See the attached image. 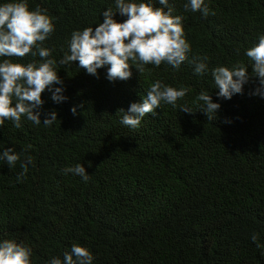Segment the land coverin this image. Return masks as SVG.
<instances>
[{"label":"trees","instance_id":"16d2710c","mask_svg":"<svg viewBox=\"0 0 264 264\" xmlns=\"http://www.w3.org/2000/svg\"><path fill=\"white\" fill-rule=\"evenodd\" d=\"M186 2L169 0L174 15L184 17L190 58L206 56L209 71L197 77L187 62L179 70L146 65L141 74L133 68L127 81L110 82L107 67L93 76L78 62L59 60L71 33L103 23L115 0H28L30 10L53 18L44 46L53 50L67 97L56 104L42 94L41 121L57 113L51 127L25 118L20 128L10 121L0 127V153L12 148L34 162L18 182L19 164L0 161V240L30 247L32 264L63 260L72 244L87 248L93 264H264V247L251 240L258 234L264 245V98L253 94L255 77L242 94L218 98L211 76L213 68L237 63L251 76L245 50L264 35V0H205L207 17L185 12ZM156 80L189 91L176 107L162 103L138 128L122 125L118 110L141 102ZM202 90L221 105L211 121L195 102ZM185 105L194 114L181 112ZM77 163L87 182L64 173Z\"/></svg>","mask_w":264,"mask_h":264},{"label":"clouds","instance_id":"9594fccd","mask_svg":"<svg viewBox=\"0 0 264 264\" xmlns=\"http://www.w3.org/2000/svg\"><path fill=\"white\" fill-rule=\"evenodd\" d=\"M161 7L137 0H115V10L107 8L103 15V23L87 27L71 33L67 41L68 50L63 52L59 65L69 66L78 62V66L88 74L96 76L97 70L107 67L106 78L110 82L127 81L132 77V69L139 74L145 71L146 65L159 68L167 64L175 70L187 62L193 68V75L203 77L208 71L206 56H192L191 45L185 38L183 29L184 17L174 15L175 8L169 0H158ZM185 12H199L204 17L210 14L205 0H187L183 5ZM119 13L127 17L118 23L114 16ZM55 31L53 18L45 10L37 7L30 10L28 0H7L0 3V127L10 121L16 128L21 127L22 118L39 126L51 127L58 119L55 111L44 115L41 112L44 100L42 94L51 93V100L60 104L67 100L63 94V81L56 71L57 61L51 59L52 49L44 46ZM39 57L26 64L13 62L12 58ZM245 56L251 61V76L248 67L237 63L231 69L217 66L211 70L218 98L230 100L234 95L242 94L244 85L252 77L258 79L259 86L253 93L264 98V35L258 42L245 50ZM135 66V67H133ZM61 85V87H55ZM189 89H179L165 85L156 80L149 86L146 96L141 102L132 103L127 112L123 109L120 123L131 129L141 125L147 114L156 115V109L162 103L176 107L177 101L183 99ZM200 106L208 121L216 119L221 105L214 103L211 94L201 91L195 101ZM202 102V104H200ZM76 114V108L71 109ZM181 112L194 114L188 106H182ZM0 161L6 162L9 168L19 164L22 171L17 175L22 182L33 165V158L8 148L0 153ZM65 174L79 176L87 182L90 175L83 164L63 169ZM251 240L257 248L264 247L258 234ZM33 251L23 243L13 240H0V264H32ZM91 252L78 244H72L70 251H65L63 260L52 257L47 264H93Z\"/></svg>","mask_w":264,"mask_h":264}]
</instances>
